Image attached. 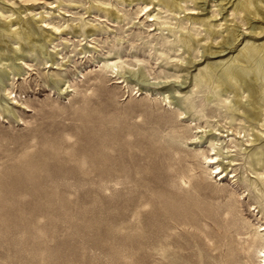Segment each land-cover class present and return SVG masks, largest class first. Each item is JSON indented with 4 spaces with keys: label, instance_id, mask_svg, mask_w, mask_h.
Returning <instances> with one entry per match:
<instances>
[{
    "label": "rangeland",
    "instance_id": "1",
    "mask_svg": "<svg viewBox=\"0 0 264 264\" xmlns=\"http://www.w3.org/2000/svg\"><path fill=\"white\" fill-rule=\"evenodd\" d=\"M224 3L0 0V264H263L264 141L197 78Z\"/></svg>",
    "mask_w": 264,
    "mask_h": 264
},
{
    "label": "bare ground",
    "instance_id": "2",
    "mask_svg": "<svg viewBox=\"0 0 264 264\" xmlns=\"http://www.w3.org/2000/svg\"><path fill=\"white\" fill-rule=\"evenodd\" d=\"M138 1H141V0H138ZM200 1L203 3L205 2V0H158V3L166 6L169 10L184 12L188 10L185 6L186 4H188V2H193L196 5H198V2ZM221 2H225L223 5H227V4L230 6L233 5V10H234L235 15L241 16V21H240L241 23L240 25H238V24H235L238 22H235L233 26L231 27L229 26L228 28H226V30L224 29L227 32L226 35H224L225 33L223 34V31H222L223 29L218 31L217 25L206 21L207 18L200 20L205 24V29L209 35L208 36L209 38L215 37V35H220L222 37V41H220L219 47L218 46L217 47L207 46L205 48V51L203 54L205 55L204 57H205V60H207V64L205 65L204 69L200 68V72L197 75V78L207 83L209 88L215 85L214 88L216 89V94H215L216 96H220V97L226 96L227 99L233 96L232 103L225 105L227 114L229 115L231 120H235L236 116L237 118H240L241 120L248 119L249 126L246 129L244 127H237V129L233 130V125L230 124L231 127L229 128V130H233L237 134L241 132L240 131L241 128L242 130L245 129V135L250 136L254 134V138H253L254 141L255 142L259 141V143L261 144L264 141L263 139L264 130L259 129L258 125H261L262 127H264V41L262 43H257L253 39L247 40L248 37L242 31V28L244 25L250 24L252 35L259 34L258 30H262L263 25H260V24L258 25L257 23L256 25L252 21H255V20L261 21V22L264 21V0H221ZM148 5L149 4H146L145 7H147ZM204 5L205 4H200V6L198 7L202 9V11H204ZM220 8H221L220 9L221 11L226 9L223 6H220ZM116 13L117 12H112V15L114 16L116 15V17H120ZM149 16H154V15L149 14ZM227 16L225 18L226 21H228ZM198 18H195V20H198ZM42 20L44 21L43 18ZM14 21L17 23L19 21H22V16L20 15L17 18L11 19L8 22L13 23ZM230 21L233 22L235 20L229 19V22ZM53 27L56 28V30L59 29L58 27H55V26ZM4 29H6L11 36L13 35H19V37L23 36V38L27 42H32L33 40H36V43L38 44L37 45L38 48H42L43 46L41 42L40 43L38 42L39 38L37 39L36 37L37 33L29 25V23L22 25V30H23L22 35L19 33L18 30H10L9 26L4 27ZM43 36L45 37V35ZM181 39H182V44L187 49L188 53L192 48L200 52L199 43H201L202 39L194 38V37L192 38V36L185 35V34L184 36H182ZM245 40L246 42L244 43V45L238 49V47ZM12 51L13 53H15V56L17 59L23 60L21 49L14 48V50ZM5 53H6L5 46L0 45V62H2V56L5 55ZM228 53H231V54L233 53V55L227 62H224L222 57ZM210 58H219V61L212 62L209 60ZM110 67L113 69H116L117 67L116 71L120 72L118 70L119 66L113 64ZM17 68L21 69L22 67L18 66ZM1 72H3V74L6 73L4 71H1ZM143 76L145 77V75ZM143 78L141 80H143ZM5 89L7 93L10 90L7 87H5ZM210 94H211L210 95L211 97L215 96L213 93H210ZM255 129L257 130L256 133L252 132L250 134V131L255 130ZM261 152L264 153V147H261ZM211 154L212 155H208L205 157V159L207 160V163L216 164L215 167L213 168H215L216 172H218V174H220V176L223 177L224 170L218 163L219 156L214 153H211ZM260 253H261L260 256L264 259V249H261ZM263 264H264V261H263Z\"/></svg>",
    "mask_w": 264,
    "mask_h": 264
}]
</instances>
